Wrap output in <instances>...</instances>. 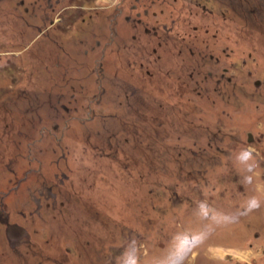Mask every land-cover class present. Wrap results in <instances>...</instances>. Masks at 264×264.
<instances>
[{
  "label": "rangeland",
  "instance_id": "rangeland-1",
  "mask_svg": "<svg viewBox=\"0 0 264 264\" xmlns=\"http://www.w3.org/2000/svg\"><path fill=\"white\" fill-rule=\"evenodd\" d=\"M0 264H264V0H0Z\"/></svg>",
  "mask_w": 264,
  "mask_h": 264
}]
</instances>
